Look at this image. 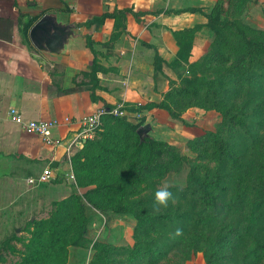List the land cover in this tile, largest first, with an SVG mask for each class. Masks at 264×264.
<instances>
[{
  "label": "trees",
  "instance_id": "obj_1",
  "mask_svg": "<svg viewBox=\"0 0 264 264\" xmlns=\"http://www.w3.org/2000/svg\"><path fill=\"white\" fill-rule=\"evenodd\" d=\"M246 1L216 0L209 12L200 7L152 12H199L206 18L203 24L172 30L177 52L170 61L155 50L154 73L162 72L165 64L176 78L167 77L161 100L130 109H163L185 126L183 113L189 108L216 111L220 120L215 129L188 139L193 155L151 134L140 140L142 116L134 122L105 114L99 129L70 156L73 192L52 201L46 217L27 220L25 236L17 235L14 227L0 239L11 252L0 253V262L8 254L18 256L10 264H70V248L90 246L88 264H184L197 252L204 264H264V30L237 16ZM128 13L139 22L147 12L114 9L80 25L89 28L110 18L108 41L114 42L125 32ZM33 21L21 25L25 42ZM203 28L212 39L190 61ZM85 38L95 53L94 41L90 35ZM101 70L95 58L88 73L93 101ZM184 167L185 185L169 189L177 202L154 212V193L162 180ZM97 214H131L136 220L133 244L91 240L89 225ZM177 229L182 230L179 236ZM11 241L21 243L22 249Z\"/></svg>",
  "mask_w": 264,
  "mask_h": 264
},
{
  "label": "crops",
  "instance_id": "obj_2",
  "mask_svg": "<svg viewBox=\"0 0 264 264\" xmlns=\"http://www.w3.org/2000/svg\"><path fill=\"white\" fill-rule=\"evenodd\" d=\"M212 2L201 0L193 5L206 12L203 6ZM188 5H192L190 0H0V231L1 227L8 230L13 226L26 208L35 210L33 206L39 200H60L73 192V182L66 178L71 167L65 144L81 130L78 122L81 117L101 107L108 109V106L124 103L132 118L140 115L151 124V135L159 133L162 122L183 125L163 109L140 113L130 109L161 100L168 89L167 76L174 78L165 64L162 72L155 74L153 70L155 50L166 62L177 52L172 30L206 22L199 12H152L187 8ZM121 8L147 13L140 16L139 22L128 13L125 32L114 42L108 41L112 19L107 18L103 24H93L89 28L80 25L105 11ZM47 13L56 14L78 35L64 53H42L32 45L29 36L28 42L23 40L22 23L34 19L32 26ZM204 32L210 35L206 28L198 35ZM86 35L94 41L95 53L87 46ZM201 43L200 40L193 48L190 61L203 52ZM196 49L201 52L195 53ZM95 58L103 70L96 74L99 86L94 92L97 100L93 101L88 73ZM11 107L25 119L61 122L68 117L69 122L52 129V136L65 143L50 146L40 136L24 132L9 117ZM195 110L198 109H188L191 113ZM181 128L183 130V126ZM165 141L170 142L169 139ZM81 146L75 144L70 155ZM46 167L52 169L49 182L27 183L28 178L38 176ZM19 197L22 202L17 209Z\"/></svg>",
  "mask_w": 264,
  "mask_h": 264
},
{
  "label": "rangeland",
  "instance_id": "obj_3",
  "mask_svg": "<svg viewBox=\"0 0 264 264\" xmlns=\"http://www.w3.org/2000/svg\"><path fill=\"white\" fill-rule=\"evenodd\" d=\"M200 1L201 0H190V3L192 5H188V7H197L193 4H198L200 3ZM213 1L214 2L209 3V5L203 6L206 12H209L210 9L215 4L216 0ZM237 16L246 25L255 29L264 30V0H247L243 5L240 14H237ZM209 33L210 35H208L207 33L205 34L204 32L202 33L201 36H199L200 40L202 41L200 46H203V48L201 49L203 52L199 54V57L205 52V50L207 49L210 43V40L212 39L211 32L209 31ZM201 50L199 51L196 49L195 53H200ZM173 74H174V78H176L174 72ZM192 108H197L198 110H195L194 113H191L187 109L184 112L185 118H183V120H185L188 123L187 126L176 122H171L172 124H167L165 122H162L161 123L162 126L159 129V133H157L156 136L154 135L153 136L157 139H162V140L169 139L170 140L169 143L176 146L180 152H182L185 155H193L186 146L188 139H193L197 136H200L207 130H214L217 123L220 120V116L214 110L206 111L199 107H192ZM126 111H127V115L125 116V118H127L130 121L132 120L134 122H137L139 120L140 115L135 114L136 116L132 118L128 110ZM182 126H183V130H181ZM186 171L187 169L186 167H184L178 172H172L167 174L165 178L162 180V184L167 181L170 182L172 185L184 186L186 180ZM175 201L177 202L176 199ZM20 202H22V198L19 197L16 201L17 209L18 207H20L19 206ZM51 202H52L51 200L45 201L42 199L39 200V202L33 206L35 210L33 209L29 210V208H26L25 212L21 213L20 217L15 219L13 226L8 227V230L6 229L3 230V227H1L0 239H3L5 235H10L13 232L14 227L18 229L17 231L15 229V233L17 235L25 236L26 232L23 230L24 229L23 227L25 226L26 221L29 219L33 220V219L46 217L50 210ZM170 202L172 201L170 200ZM181 209L186 210L187 209L186 204H183L181 206ZM92 221L93 222L89 225V229H90L89 236L91 240L94 241L96 239H101L117 245H127V246H131L133 244L134 240L132 235L136 220L131 214H123V215L111 214L109 218L101 214H97V216H95ZM11 243L15 244V246L19 250L22 249L21 243L16 241H11ZM0 253H11V252H9L7 249H4L0 245ZM91 253L92 251L90 246L89 248H80V249L70 248L69 263L88 264V260L91 256ZM169 257H172L171 253L169 254ZM17 258H18L17 255L5 254V260L1 261L0 264H10L11 262L15 261ZM184 264H204L202 254L200 252L194 253L189 260L184 262Z\"/></svg>",
  "mask_w": 264,
  "mask_h": 264
},
{
  "label": "built area",
  "instance_id": "obj_4",
  "mask_svg": "<svg viewBox=\"0 0 264 264\" xmlns=\"http://www.w3.org/2000/svg\"><path fill=\"white\" fill-rule=\"evenodd\" d=\"M105 114H111L115 117L116 116L125 117L127 115V111L126 108L124 107V103H119L114 107L108 109L101 107L95 110L94 112L81 117L78 120L81 130L74 139L70 140L65 144L66 151L68 154L67 160L70 164V167H71L70 152L72 147H74L75 144L78 145L82 144L87 138H91L94 135V133L99 129L101 125V119ZM9 117L15 123L20 125L24 132L30 134H36L40 136L43 139V141L50 146H59L64 142L63 139L55 138L52 136V129L58 125H61V123L69 122L68 117H65L61 122L57 119H53V120L25 119L23 115L14 107H11L9 109ZM51 177H52V169L51 167H46L42 170V172L38 176L28 178L27 183L31 185L46 183L49 182ZM66 178L74 182V174L72 168H70V173L67 175Z\"/></svg>",
  "mask_w": 264,
  "mask_h": 264
},
{
  "label": "water",
  "instance_id": "obj_5",
  "mask_svg": "<svg viewBox=\"0 0 264 264\" xmlns=\"http://www.w3.org/2000/svg\"><path fill=\"white\" fill-rule=\"evenodd\" d=\"M29 39L32 45L42 53L60 54L66 51L70 41L76 38L73 27L63 23L54 13L40 17L29 29ZM151 124L146 122L137 129L140 140L150 135ZM18 229H16L17 231Z\"/></svg>",
  "mask_w": 264,
  "mask_h": 264
},
{
  "label": "clouds",
  "instance_id": "obj_6",
  "mask_svg": "<svg viewBox=\"0 0 264 264\" xmlns=\"http://www.w3.org/2000/svg\"><path fill=\"white\" fill-rule=\"evenodd\" d=\"M171 187H173V185L166 181L155 191L153 203L154 212L159 213L161 207L167 208L170 200L173 203L176 202L173 193L169 190ZM181 231V229H177L175 235H181Z\"/></svg>",
  "mask_w": 264,
  "mask_h": 264
}]
</instances>
